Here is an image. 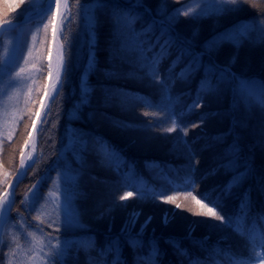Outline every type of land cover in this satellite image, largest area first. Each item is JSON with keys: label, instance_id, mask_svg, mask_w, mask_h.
I'll return each mask as SVG.
<instances>
[{"label": "trees", "instance_id": "16d2710c", "mask_svg": "<svg viewBox=\"0 0 264 264\" xmlns=\"http://www.w3.org/2000/svg\"><path fill=\"white\" fill-rule=\"evenodd\" d=\"M70 1V12H73L70 15L73 16L79 6L93 0ZM191 1L142 0V6L134 7L129 5L134 0H128L126 6L116 0H96L93 72L87 71L88 52L80 53L76 45L65 44L62 37L66 69L61 90L37 132L38 158L16 186L11 218L14 219L18 211H24L23 195L41 174L69 164L77 179L79 198L76 204L84 226L60 230L59 236H77V241L62 259L64 264H113L117 255L120 264H138V256L144 258L142 264H152L153 241L163 254L157 264H189L190 260L196 264H249L250 257L255 260L264 255L259 248L254 255L246 233L237 232L235 227L218 225L202 213L200 205L193 199V196L201 199L214 188L220 192L233 175L243 172L247 166L251 173L233 189L231 196L223 198L222 214L226 218H236L243 194L250 191L251 210L241 217V223L249 218L253 229L261 228L260 223H264V117H260L264 104L258 97H250L245 87L249 81L257 87L264 82V41L253 34L239 49L231 45L220 48L212 60L217 65L230 67L235 78L219 93H205L203 106L193 108L191 112L187 109L201 87L203 72L182 79L179 74L186 69L188 59L184 58L173 66L178 49L172 48L160 61L159 79H156V73L148 70V61L142 59L141 49L137 47L140 42L144 48L154 44L160 38L159 22L173 17L174 33L191 41L193 50L199 51L214 34L242 22L257 20L264 12V0H246L239 11L222 16H185L184 6ZM20 2L0 0V23L25 17L23 2ZM177 10H180L179 15ZM112 19L125 23L133 31L130 36L134 47L127 53H123L117 47V41L112 39ZM153 21L157 23L152 32L145 33ZM144 54L149 58L160 55L159 48L154 47L152 52ZM233 57L235 61L229 63ZM121 58L125 59L119 63L124 71L120 73L122 76H105L107 70L116 66L110 63L117 61V64ZM82 79L91 89L84 97L80 88ZM82 98L88 103L81 104ZM38 99L39 94L28 105L13 138L2 143L0 193L17 168ZM153 111L158 119L148 116ZM202 115L203 124L193 127ZM147 124H151V129L145 128ZM124 126L130 129L125 130L126 134ZM71 130L85 134L86 149L84 144L75 150L68 148ZM215 137H222V141L215 140ZM181 140H187L198 164ZM100 141L109 146V151H104ZM234 141L239 146V156L232 170H227L220 165L232 159L226 153ZM193 164L197 186L186 182ZM214 168L218 169L215 175L209 174ZM128 192L133 195L123 206L120 197ZM153 192L158 195L157 199L148 198ZM169 196L175 198L164 204L162 200ZM202 203L208 201L202 200ZM187 204L191 206L189 212ZM130 207L140 213L135 226L141 227L149 216L152 220L141 230L122 233L124 214ZM163 212L172 217L167 225L162 222ZM255 232L259 243V236L264 231ZM137 234H141L143 241L140 247L128 242ZM113 240L119 241L118 254L106 253ZM170 241L186 250L187 257L178 255ZM2 255L0 251V260Z\"/></svg>", "mask_w": 264, "mask_h": 264}, {"label": "rangeland", "instance_id": "374dc122", "mask_svg": "<svg viewBox=\"0 0 264 264\" xmlns=\"http://www.w3.org/2000/svg\"><path fill=\"white\" fill-rule=\"evenodd\" d=\"M117 1L124 4L128 0ZM21 2L26 18L40 15L39 13L43 11L46 4V0H21ZM95 5H97L96 0L82 4L73 16L70 15L73 12L71 13L69 9L60 23L59 33L61 37H64V43L69 46L71 44L76 45L80 53L86 50L88 60L94 52L93 47L96 38L94 29L97 24ZM85 7L88 8L87 16L84 12ZM212 8L211 0H194L185 10L190 16H198L202 15L205 9L208 10V13L211 12ZM112 21V39L118 41L123 53H127L134 47L132 37L129 34V27L121 24L117 19ZM52 22L53 13L51 10L37 22L28 26L21 25L14 31L3 34L0 38V61L5 59L6 51L10 55L13 49L16 50L15 61L6 67L3 73H0V150L4 141H10L13 138V133L23 117L27 105L33 102V98L38 94L41 97L43 95L44 82L41 81L40 77L46 68L43 65L46 58L44 56L49 49ZM116 62L110 63V65L116 66L113 70H107L105 76L109 74L117 78L122 76L120 73L124 71L120 69L119 63L125 62V59L121 58L117 64ZM123 128L124 131L130 130L126 126ZM84 137L83 132L71 130L67 143L68 148L77 149L78 145H82L81 141H85ZM23 155V159L27 158L28 152L25 151ZM77 188V179L69 167H59L53 173L41 175L24 198L26 215H19L18 222L15 224H8L4 242L3 239L1 240L6 248L4 264H50L46 258L50 253L57 250L58 243L60 246L63 245V241L71 244L73 237L56 239V236L52 234H45L41 227L51 229L52 226H63L64 228L81 226L78 218L79 207L76 204V200L79 198ZM122 205H126V202ZM190 208V204H187L186 210L188 212ZM135 209L132 210L130 207L126 211L122 227L128 230H141L144 227L145 221L141 227L129 223L131 214L136 212ZM74 216H77L78 219L76 225L71 220ZM65 254L66 252L56 259L59 261Z\"/></svg>", "mask_w": 264, "mask_h": 264}, {"label": "snow or ice", "instance_id": "6c2138e0", "mask_svg": "<svg viewBox=\"0 0 264 264\" xmlns=\"http://www.w3.org/2000/svg\"><path fill=\"white\" fill-rule=\"evenodd\" d=\"M246 0H211V4L213 5V8L211 9V13L216 16H222L225 14L237 12L240 10V5L242 3H245ZM134 7H140L142 6V0H134ZM57 8H59V0H57ZM147 11V9H145ZM85 15L88 14V8H84ZM180 14V10H177V15ZM203 14H208V10L205 9ZM183 15L187 16L188 12L186 10L183 11ZM173 17H169L167 21H160V38L155 40V43L150 45L148 48L143 47V43L140 42L137 47L141 49L142 53V59L148 61V70L151 73H156V79H159L158 75V65L160 61L165 57V55L169 52L172 48L178 49V54L176 57V60L173 61V66L184 58L188 59L186 69L182 71L179 75L182 79H188L192 75H194L197 72L202 71L203 72V80L201 81V87L197 90L196 98L193 100L192 104L189 105L187 111L191 112L193 108H200L203 106V96L205 93H219L222 89V87L230 82L231 79H234V73L231 72L230 67L227 65L220 66L213 62L212 57L213 55L219 51L220 48H222L225 45H231L232 47L239 49L242 44L246 41H248L253 34H255L259 40L264 41V12H261L257 18V20L253 22H242L239 25H234L232 28L224 29L221 32H218L214 34L209 40L205 41L201 50L194 51L192 47L191 41L187 39L181 38L178 34L174 33L173 29ZM51 23V21H50ZM156 21H153L151 24L148 25L147 29H145V33H151L154 26L156 25ZM15 25H13V28ZM154 47L159 48L160 55H153L150 58L145 55L144 53H150L152 52ZM16 50L13 49L12 53L9 55L7 51L5 52V59L0 61V73H3L5 68L11 65L15 59ZM207 60V62H205ZM235 61V57L232 58V60L229 63H232ZM95 66V58L94 55L89 56L88 60V68L89 70L94 68ZM172 69L170 68L169 71ZM10 74V72H9ZM114 74V73H113ZM49 77H51V72L48 73ZM112 75V74H109ZM245 87L247 90L248 95L256 96L260 99L261 103L264 104V82H262L259 87H257L254 83L251 81L245 83ZM82 97L87 96L88 93H90L91 89L88 88L87 82L82 79ZM47 95V93H45ZM111 95V94H109ZM88 103L87 99L82 98L81 104ZM43 107V106H42ZM37 117L39 118V113H37ZM204 122V116H201L200 121L197 124H194L193 127H199ZM174 129H169V131H173ZM184 135L186 136L187 133L185 132ZM75 139V138H73ZM217 141H222V137H215L214 138ZM82 144H84L85 149L87 147L86 141H81ZM181 143L187 148L188 153L190 156H192L193 160L195 161V164H198L199 161L196 159L194 152L191 149V146L188 144L187 140H181ZM99 144L104 148V151H109V146L106 145L103 141H100ZM175 147V145L173 146ZM84 149H82L83 151ZM239 146L234 141L233 144L230 146L229 150L227 151L226 155L231 156L232 159L228 160L227 163L220 165V167H224L227 170H232L233 166L236 163V160L239 156ZM195 164L191 167L190 175L187 178L186 182L191 183L193 186H197V181L195 180V171L196 167ZM218 169L214 168L212 169L211 175H215L216 171ZM251 173V169L247 166L245 167V170L243 172H237L231 180L220 190V192H217V190L214 188L211 190V192L206 193L201 199H197L196 196H193V199L196 200V203L200 205L201 208H207V212L204 214L209 218H214L217 221H220L221 224H225L226 226L231 227L233 224V218L232 217H225L222 214V200L223 198H226L228 196L232 195V191L234 188L239 187L240 184L247 178V176ZM19 184V180L17 181V186ZM191 191V190H189ZM215 193V195H213ZM14 196V193L12 194ZM132 192H128L126 196H121V200H125L128 197L132 196ZM148 198H158V195H156L154 192L152 195H150ZM202 200H207L208 203H202ZM171 202V201H168ZM209 204L211 206H209ZM15 205V200L10 199L7 201H4L2 204H0V222L2 223H10L11 222V213L12 209ZM251 194L250 191H246L241 200L238 207V214L235 218V229L239 233H247L249 239L252 242V250L253 254L255 255L257 248H259L261 253H264V234L259 236V243H257V235L255 232V229H252L249 231L247 228H245L241 224V217L245 216L250 212L251 210ZM177 208L180 207V205H176ZM217 209H220L221 211H217ZM31 210V209H30ZM140 215L139 212H133L131 214V219L129 223L135 224L136 218H138ZM199 215V213L197 214ZM172 217L165 213L162 217L163 224L167 225ZM72 223L74 225L78 224L77 216H74L71 218ZM152 220V217L149 216L145 220V226L150 223ZM59 231V229H56ZM194 230V229H192ZM189 231V236L191 235V231ZM127 228H122L121 232H127ZM132 246L134 247H140L143 244L141 234H137L136 237H130L128 241ZM170 243L173 244V247L177 249L178 255L182 257H187V251L184 249H181L177 242L170 241ZM57 250L53 253H51L53 259L50 261V264H55V258L64 255V253L67 251L69 247V242L63 241V245L60 246L59 243L56 246ZM119 241L113 240L109 243V246L106 249V253H119ZM152 247V264H157V260L160 256L163 254L160 252L159 248L155 245V242L153 241L151 243ZM143 257H137L138 264H142ZM0 264H3V261L0 260ZM113 264H120L119 256L117 255V260L113 262ZM189 264H196L195 261L190 260ZM249 264H264V255H260L256 257L255 260H253L250 257Z\"/></svg>", "mask_w": 264, "mask_h": 264}, {"label": "bare ground", "instance_id": "6f19581e", "mask_svg": "<svg viewBox=\"0 0 264 264\" xmlns=\"http://www.w3.org/2000/svg\"><path fill=\"white\" fill-rule=\"evenodd\" d=\"M47 3L51 6H55V5L57 6V0H47ZM62 3H63L62 0H59V7L61 6ZM56 21H57V18L55 19V22ZM52 35L53 37H52V41H51L50 49H49L50 52L48 51L46 55L48 73L51 72V77H49L48 75L47 77L48 80L45 85V89H46L45 93H47V95H45L44 93V96L42 99L43 104L45 105L51 101V99L54 97L56 92L59 90L58 88L60 87L61 80H62L61 75H62V69H63L62 67L63 59L61 56L60 43H59L58 37L56 36L55 30H53ZM35 141H36V133L34 131L32 132L30 139L26 143L27 148L25 149V151H28V156L27 158H24L20 161L21 168H25V164L33 160L34 158L33 150L36 147ZM13 187H14L13 182L7 185L6 190L4 191V194L0 198V204L12 198L13 189H14Z\"/></svg>", "mask_w": 264, "mask_h": 264}, {"label": "water", "instance_id": "95a60500", "mask_svg": "<svg viewBox=\"0 0 264 264\" xmlns=\"http://www.w3.org/2000/svg\"><path fill=\"white\" fill-rule=\"evenodd\" d=\"M62 4H61V6L58 8V10L55 12L56 14V16H57V18H58V20L61 18V15L62 14H64V12L67 10V8H68V5H69V2H68V0H62ZM47 9V8H46ZM47 11H49V10H47ZM46 11V12H47ZM46 12H43L42 14L43 15H45L46 14ZM41 16V15H40ZM39 16V17H40ZM57 28H58V22L56 23V25H55V29L57 30ZM9 28H5V27H1L0 28V33L3 31V30H8ZM43 106V104L41 105V107ZM41 113H42V108H40V112H39V117H40V115H41ZM39 118L37 117V115H36V117H35V119H34V125L35 124H37V120H38ZM27 167H29V165H26V167H25V169L27 168ZM24 168L23 169H18L17 170V172L15 173V175H14V177L16 176H19V174H21L24 170H25Z\"/></svg>", "mask_w": 264, "mask_h": 264}]
</instances>
